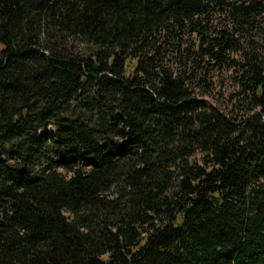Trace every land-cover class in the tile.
<instances>
[{
  "label": "trees",
  "instance_id": "16d2710c",
  "mask_svg": "<svg viewBox=\"0 0 264 264\" xmlns=\"http://www.w3.org/2000/svg\"><path fill=\"white\" fill-rule=\"evenodd\" d=\"M0 45V264H264V0H0Z\"/></svg>",
  "mask_w": 264,
  "mask_h": 264
},
{
  "label": "rangeland",
  "instance_id": "374dc122",
  "mask_svg": "<svg viewBox=\"0 0 264 264\" xmlns=\"http://www.w3.org/2000/svg\"><path fill=\"white\" fill-rule=\"evenodd\" d=\"M1 49H2V46L0 45V51H1ZM219 80H220L219 84H223V87H222V89L224 90V91H222V97L224 98L223 100H229L232 97L231 95L233 94V92L236 91L233 88V85H232L233 82L229 76L220 78ZM211 102H213V101H211ZM212 104L216 105V103H214V102ZM45 134L49 138L53 139L54 134H55V128L53 126L49 127L48 130L45 131Z\"/></svg>",
  "mask_w": 264,
  "mask_h": 264
}]
</instances>
